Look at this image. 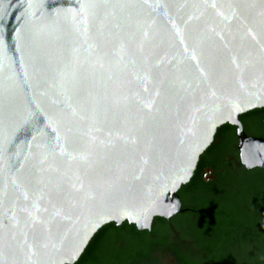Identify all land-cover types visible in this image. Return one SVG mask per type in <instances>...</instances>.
Wrapping results in <instances>:
<instances>
[{
  "label": "water",
  "instance_id": "water-1",
  "mask_svg": "<svg viewBox=\"0 0 264 264\" xmlns=\"http://www.w3.org/2000/svg\"><path fill=\"white\" fill-rule=\"evenodd\" d=\"M264 0H0V264H73L105 224L150 230L219 126L264 140Z\"/></svg>",
  "mask_w": 264,
  "mask_h": 264
},
{
  "label": "trees",
  "instance_id": "trees-1",
  "mask_svg": "<svg viewBox=\"0 0 264 264\" xmlns=\"http://www.w3.org/2000/svg\"><path fill=\"white\" fill-rule=\"evenodd\" d=\"M216 160L201 155L177 191L186 210L171 219L173 231L162 217L154 218L151 231L108 223L73 264H162L156 251L167 249L174 264H264V177L224 171L203 182L200 169H218Z\"/></svg>",
  "mask_w": 264,
  "mask_h": 264
},
{
  "label": "flooded vegetation",
  "instance_id": "flooded-vegetation-1",
  "mask_svg": "<svg viewBox=\"0 0 264 264\" xmlns=\"http://www.w3.org/2000/svg\"><path fill=\"white\" fill-rule=\"evenodd\" d=\"M238 120L242 128L241 133L250 138H259L264 140V106L253 108L239 114ZM238 143L239 138L236 125L225 123L217 128L213 141L201 155L208 157V160H211L212 157L217 159L216 164L218 169L211 164L203 165L199 171L200 178L203 182L209 183L217 180L218 172L222 173L224 171H228L236 175L241 173L244 175L250 174L253 176L264 177L263 168L256 166L247 169L244 165H242L238 151ZM213 148L215 151L212 150ZM213 151L214 154L212 153ZM177 214L166 219L168 226L172 231L173 225L170 221ZM152 225L153 221L150 231L152 229ZM156 256L162 264H174V256L170 249H167L166 251H156Z\"/></svg>",
  "mask_w": 264,
  "mask_h": 264
},
{
  "label": "rangeland",
  "instance_id": "rangeland-1",
  "mask_svg": "<svg viewBox=\"0 0 264 264\" xmlns=\"http://www.w3.org/2000/svg\"><path fill=\"white\" fill-rule=\"evenodd\" d=\"M167 263H169V262H167Z\"/></svg>",
  "mask_w": 264,
  "mask_h": 264
}]
</instances>
